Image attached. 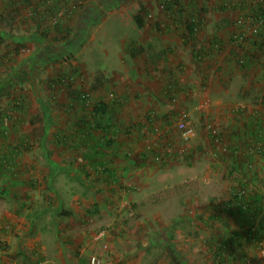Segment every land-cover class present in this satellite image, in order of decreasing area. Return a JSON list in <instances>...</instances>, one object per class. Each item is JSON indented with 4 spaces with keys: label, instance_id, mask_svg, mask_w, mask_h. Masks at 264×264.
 Instances as JSON below:
<instances>
[{
    "label": "rangeland",
    "instance_id": "374dc122",
    "mask_svg": "<svg viewBox=\"0 0 264 264\" xmlns=\"http://www.w3.org/2000/svg\"><path fill=\"white\" fill-rule=\"evenodd\" d=\"M63 1L43 4L39 0L27 5L24 0H16L13 13L7 0H0V130L7 129L6 135L0 131V155L5 144L22 145L18 169L0 164V240L9 244L8 252L0 254V264H86L90 254L100 256L104 264H216L214 244L228 233L241 230L242 220L233 214L231 203L228 207L232 192L242 188L246 196L257 192L264 203V170L244 158L242 166L232 171L227 164H218L222 158L213 160L212 152L192 147L193 141H200L199 130L208 132L204 121L214 123L218 117L211 111L214 105L194 113L208 94L200 87L192 92L189 85H202L193 63L203 60L206 50L213 49L217 57L228 54L239 66L241 46L252 44L245 37L249 27L257 24L258 35L262 34L258 42H264V17L261 23L250 20L257 18L251 9L261 0H168L172 2L171 11L165 9L167 0ZM7 14L11 17L6 18ZM135 16L142 18L141 28ZM190 21L192 36L188 35ZM55 22L60 23L59 30L43 37L40 31ZM214 32L218 38L228 33L223 47L212 41L216 39L211 34ZM239 35L244 40L235 44ZM167 65L175 75H185L188 83L193 81L180 82V91L186 93L182 100L177 95L169 100L161 92L162 82L174 88ZM213 70L214 74L220 72ZM256 75L233 74L232 85H220L223 95L233 96L225 102L236 104L237 109L245 103H260L263 113L264 79L258 81ZM219 76L214 79L220 82ZM250 76L253 88L246 91L249 86L245 81ZM96 80L102 85H95ZM77 92L87 95L83 108L76 99ZM107 94L117 95L112 97L116 99L119 94L134 96L135 105L120 114V119H131L139 109L140 115L147 113L140 121L151 117L154 126L160 128L165 121L158 122L156 115L171 103L172 115L187 113L196 133L193 141L186 142L177 131L179 152L150 166L152 181L138 179L133 189L120 185L116 194H111V186H115L112 182L85 176L78 160L83 120L104 127L91 131L94 137L105 134V124L91 114L106 103ZM21 100L23 114L14 110ZM219 128L226 147L228 141L237 140L232 131L228 136L231 123L220 122ZM171 131V147L175 150ZM218 134L215 138L219 140ZM64 139L69 143L66 151L60 147ZM223 148L222 156L232 154L228 149L223 152ZM233 154L239 161L241 154L244 157L240 146L234 147ZM252 154L257 157L253 160L260 159L264 148ZM54 155L57 160L52 159ZM211 162L217 163L216 167ZM212 169L215 172L209 173ZM12 173L19 176L14 179ZM111 198L108 207L103 201ZM95 202L103 204L100 210ZM102 230L106 232V249L102 242L90 240ZM247 258L249 264H264V239L258 246H248Z\"/></svg>",
    "mask_w": 264,
    "mask_h": 264
},
{
    "label": "crops",
    "instance_id": "0c3cea01",
    "mask_svg": "<svg viewBox=\"0 0 264 264\" xmlns=\"http://www.w3.org/2000/svg\"><path fill=\"white\" fill-rule=\"evenodd\" d=\"M66 2V1H65ZM240 28H242V26H240ZM218 32V31H216ZM216 32L211 33L212 35L215 36L216 39H212V41H217V45L220 47H223L225 44V41L227 40L226 37H228V33H223L221 34L222 37L218 38L216 36ZM221 32H224V29H222ZM220 33V32H219ZM248 37V42H252L251 45L249 44H243V46H241L240 50H242V54L241 56H244L248 59V57H250L251 54L254 53L255 56L258 57L255 58L256 61H247V64L244 66H235L234 64V59H232L231 57H229V55L227 54L226 56H222V57H217V52L214 51L213 49H208L206 50L205 56L203 57L204 59H200L199 61L193 63L194 65V69L197 73V75L200 77L199 81L201 79H203L202 81V85L200 86H195L193 84L189 85L191 87L192 92L193 89L195 88L197 90V88H201L204 89L207 94L208 97L202 99V101L200 102L201 104L199 106H196L194 108V110L196 112H194L195 114H197V109L199 110L202 106L204 108H208L210 105H214L216 107H212L211 111L214 112L215 115H217L218 118L215 117V121L214 123H212V131L209 132L208 136V132H203V130H199V139L200 141H193L192 147L195 150H200L201 148H203V150L205 152L211 153L213 155V160H216L218 158H222L221 162H218V164L221 166L222 164H227L229 166V168L233 170L238 169L239 167L242 166V162L246 159V162H248V160H250L251 162H253V164L264 170V160H262L261 158L264 156H262L260 159L258 160H253L255 157L252 153L255 151L260 152L263 148H264V132H263V126H264V117H262L264 115V112L262 113L258 107L261 106L263 107V105H261L260 103L254 106L249 105V103H245L247 105H244L243 107H240V109H237V105L233 104L232 102L228 103L225 102V99L227 98H233V96H225L223 95L224 92L219 91L220 89V85H227L228 82H230V84L232 85L235 80V76H232L233 74H240L243 75L244 77L249 76L250 74L252 75H256L255 78L258 81H261V79H264V42L261 41L262 43L256 42V44L254 43L255 38L252 37L249 32L246 36V38ZM252 38V39H251ZM261 39V38H260ZM220 40V41H219ZM211 41V42H212ZM246 42V40H245ZM236 44V43H235ZM249 45V46H247ZM219 47V48H220ZM258 49V50H257ZM224 55V54H223ZM204 61V62H203ZM258 64V65H256ZM256 65V67H255ZM166 68L168 69V65L166 66ZM204 68H207L208 70H205ZM220 69V79L221 81H217L214 78L217 77V75L219 74L218 72L214 74V70L213 69ZM254 68H256L254 70ZM259 68V69H258ZM258 69V70H257ZM170 71V72H169ZM175 70H173L172 68H169L167 70L168 73H170L173 81H174V88L173 90L169 89V87L171 85L166 86L167 83L164 84V82H162L163 84L161 85V92H163L164 95H167L169 100H174V95H177L179 100H182L183 97L186 96L185 92H181L180 91V82L183 83H193L192 80H190V82L188 83L187 78H180V74L176 73L175 75ZM187 77V75H186ZM250 79V81H249ZM252 76H250L246 81H245V85L249 86L246 87V91L248 89L253 88L252 86ZM242 82V81H241ZM261 83L264 85V81H261ZM243 84V82H242ZM197 85V84H196ZM171 91H175V93L171 94ZM262 92V98L264 99V86L261 89ZM244 93V91L242 92V94ZM144 94V93H142ZM163 94H161L162 97ZM245 94V93H244ZM150 95V94H148ZM106 97V103H104L105 107H104V112L103 113H92L91 116L93 118H95V120L98 121H102L103 125L108 129V136L104 135L105 137L101 139H98L99 137H94V138H89L87 136V129L83 128L81 129V134L80 136V141H81V148H83V146H86V149H90V151H92V147L90 146L91 144H93V140H96V143L100 144L103 147H105V150L103 151V153L99 154L97 159H92L90 158L91 155L89 156H83L81 155L80 158H78V160L81 161V165L83 168V174L85 176H90V179H96V177H98V179L103 180L106 176L109 175L111 181L115 186L113 188V186H111L112 188L110 190L111 194H116L117 189H119V186H132L130 188L133 189V185H137L135 184L136 181L138 179L141 180H150L152 181V178H154V172L150 171L151 168L150 166H154V165H158L159 163L154 159L157 155V148L154 145L155 143H157V137H155V126L153 123V121H151V117H147L145 122L140 121L142 119V117L147 114L146 112H144L142 115H140L139 113L141 111H139V109L135 111L134 115L132 116V120L131 119H120V114H125L128 112V110L135 105V102L133 101L134 96L131 95H123V94H119L118 98H112L113 96H117V95H105ZM155 96L160 97V95L158 93H156ZM215 98H214V97ZM104 98V99H105ZM171 98V99H170ZM103 99V100H104ZM244 99V97H243ZM198 100V99H197ZM245 100V99H244ZM213 102V103H212ZM171 104V103H170ZM228 105V106H227ZM139 107V105H137ZM246 107L247 110L242 109ZM183 108V107H182ZM135 109V108H134ZM138 111V112H137ZM261 112V114H260ZM138 114V115H137ZM213 114V115H214ZM146 116V115H145ZM127 117H129V115H127ZM136 117H138V119H136ZM233 118H238V122H236L235 120H232ZM133 119L135 121H133ZM88 120V119H87ZM196 120V119H195ZM194 120V121H195ZM162 120H158V122H161ZM226 122V124H230L231 123V127L232 130L230 128V130H228V136L230 134V132L232 131V134L238 136L237 140L231 142L228 141L227 142V147L224 144L223 138L218 134V131L220 130L219 128V124L220 122ZM196 122V121H195ZM94 123V121H93ZM93 123H89L91 124L90 126H92ZM96 123V122H95ZM196 124V123H195ZM99 125V122H98ZM84 126H86V124H84ZM229 126V125H228ZM155 127V128H154ZM106 132V129L104 130ZM92 133V132H91ZM225 133V132H224ZM245 133V134H244ZM112 134L114 135V137H110V144H108L106 141L108 140L107 138H109V135ZM172 137L174 138V143H175V150H171V153H168L167 151H165L164 153L166 155L164 156H160L161 158L164 157L163 161L170 159L171 157L174 156V154L176 152H179L177 149L179 148V143H178V138H179V134L175 129H172L171 131ZM216 134H218V137L221 139V141L223 142L222 144H220V139L218 140V138H215ZM224 136H227V132L224 134ZM96 138V139H95ZM105 138V139H104ZM148 138H152L151 139V143H152V150L150 151H146L145 150V145L147 142ZM104 139V140H103ZM67 140L64 139L61 141L60 147L64 149V151L67 150L69 143L66 142ZM77 143V142H75ZM108 144V145H107ZM220 145V146H219ZM221 146L226 147V149L229 150L230 153H232L230 156H222L221 152ZM240 146L241 152L244 153V157L241 154V161H239L238 159H236L233 155V151H234V147H238ZM263 146V147H262ZM262 148V149H261ZM5 149H9V146L7 144H5L4 146H2V154L0 156V158L2 160L7 159L8 155L6 154V150ZM131 151L132 152V156L127 158L126 157V152ZM70 153H72V151H70ZM107 153V155H106ZM168 153V154H167ZM246 153H248V155H245ZM171 154V155H170ZM173 154V155H172ZM155 156V157H154ZM20 156H16V161L19 160ZM93 157V156H91ZM245 158V159H244ZM52 159L57 160L58 157H56V155H54V157H52ZM54 160V161H55ZM164 161V162H165ZM56 162V161H55ZM53 161H51L50 164L53 165V163H55ZM212 166L216 167L217 163H213L211 162ZM167 165V164H165ZM226 165V166H227ZM149 166V167H148ZM103 167H105V169L103 170ZM249 168V166H247ZM152 168H156V167H152ZM227 168V167H226ZM16 169H18V166L16 167ZM107 170V171H106ZM215 172V170H208V172ZM21 174V173H20ZM139 174V175H138ZM19 176V174L17 173H12V177L15 179V177ZM209 174H207L205 176V178H208ZM20 178V177H18ZM109 179V180H110ZM38 181H36V186L38 184V182H40L39 178L37 179ZM31 183L33 184L34 182L31 181ZM112 196V195H111ZM110 200L111 199H105L103 202L105 204L108 205V207H110ZM97 205L98 210H100V206L101 202H95ZM73 209H75V207H71ZM76 210V209H75ZM15 227V226H14ZM13 227L10 226L9 230H12ZM9 232V231H7ZM8 234V233H7ZM92 238V236H91Z\"/></svg>",
    "mask_w": 264,
    "mask_h": 264
},
{
    "label": "trees",
    "instance_id": "16d2710c",
    "mask_svg": "<svg viewBox=\"0 0 264 264\" xmlns=\"http://www.w3.org/2000/svg\"><path fill=\"white\" fill-rule=\"evenodd\" d=\"M102 2H104V0H101ZM24 2L27 3V5L30 4V0H24ZM261 2V3H260ZM259 3H257L254 8L251 9V13H254V15H259L261 17H264V1H260ZM67 3L65 2V0L63 1V4ZM43 4H45V0H43ZM7 6L11 7V11L13 13H16V10L14 12V8L13 6L17 5L16 0H7L6 3ZM172 2L170 1H166L165 2V9L167 11H171L172 9ZM52 8V5L48 6V11ZM47 12V11H45ZM10 13V12H9ZM31 14H34V9H31ZM47 14V13H46ZM34 16V15H33ZM11 17V15L7 14L6 18ZM191 20L193 21L194 18H191ZM251 21H253L252 18H250ZM135 21L138 25V27H142L143 26V20L142 18H140L139 16H135ZM192 21H190L189 25H188V35L192 36L194 33V27L192 24ZM60 23L55 22L53 24L52 27L50 28H45L44 30L40 31V34L43 37H46L51 30H53L54 32H57L60 28ZM241 36V35H240ZM258 36H260L258 38ZM257 36V40L254 42L256 44V42H258V39L261 38V35ZM65 39V37L63 38ZM62 39V40H63ZM1 40V39H0ZM259 44V42H258ZM244 55V54H243ZM257 58L256 56L251 55L250 57H248V59L244 56H241V58L239 59V63L241 64L240 66H244L247 64V61H249L250 59H255ZM241 61V62H240ZM95 85L98 84V86H101L102 83L100 81H95L94 83ZM76 99L77 101H79V103L81 104V107L83 108V106L86 105L87 102V95L77 92L76 93ZM171 99V98H170ZM17 106L14 108V110L19 113V114H23V109H24V105L22 100L19 101L18 103H16ZM104 104H100L99 106H97L96 108H94L92 110L93 113H103L104 111ZM173 107L167 103L156 115L158 118H160L159 120H166L169 116V113L172 111ZM84 124H86V126H84ZM91 124H89L88 121H82V125L80 130L83 128L87 129V136L89 138H94V134L91 133V131H93L94 129H102L104 127L101 128V125H98L96 123H93L92 126H90ZM7 129L5 128H1V132L6 135L7 134ZM108 129L106 128V132H104L106 136H108ZM105 137H99L98 139H101ZM110 137H114V135L110 134L109 138H107L108 140L106 141L108 144H110ZM96 139V138H95ZM105 139V138H104ZM103 139V140H104ZM97 141L93 140V144ZM22 143V142H21ZM23 144V143H22ZM93 144H91L90 146H93ZM107 144V145H108ZM24 147V146H23ZM22 148V145H20V147H13V146H9V149H5L6 150V154L8 155L7 159L2 160L0 158V164L2 166H6L7 169H14L18 164L16 161V156H20V149ZM26 148V147H24ZM105 147L102 148V146L100 144L98 145H94L92 147V151H90V149H86V146H83V148H80L81 151V155L83 156H93L90 158L92 159H97L99 158L98 155L102 153L103 149ZM1 156V155H0ZM127 157V156H126ZM129 158V157H127ZM105 169V167H103V170ZM107 171V170H106ZM108 176H106L103 181H105L107 183V181H111V179ZM95 181H98V177H96V179L94 178ZM243 187L246 188L245 185H242ZM242 194H238L237 192H232L230 201L228 203V207H230V203L231 206L233 207V214H235L238 218H240L242 220V224H241V230L240 231H233L231 233H228L226 236H224L219 242H216L213 246V258L215 260L216 264H222L223 262H228L230 264H232L231 262H238L239 264H246V260L247 258V248L248 246H258L259 244H261L262 239H264V203H263V199L261 194H258L257 192H254L252 194H248V196H246V191L244 188H242ZM8 230V229H7ZM106 239V237L104 238ZM102 239V243L105 244V242H103ZM101 243V242H98ZM96 244V243H95ZM9 250V244L5 241H1L0 240V254L3 253H7ZM87 264V263H86Z\"/></svg>",
    "mask_w": 264,
    "mask_h": 264
},
{
    "label": "built area",
    "instance_id": "2783aa9c",
    "mask_svg": "<svg viewBox=\"0 0 264 264\" xmlns=\"http://www.w3.org/2000/svg\"><path fill=\"white\" fill-rule=\"evenodd\" d=\"M39 0H30L31 3L34 2H38ZM46 2L51 1V0H45ZM50 4V3H49ZM60 15V13H59ZM261 16H257L256 19H253L252 22H257V23H261L262 21ZM239 23V21H238ZM253 25V24H251ZM259 30L260 28H258V25L255 24V26L253 27H249V34L255 38V40L257 39V36L259 34ZM246 37V36H245ZM244 40V36L242 37V35H239V38L237 37L236 41H234V43H239L241 41ZM251 61H256V59H250ZM241 62V61H240ZM203 107V106H202ZM261 108V106L258 107V109ZM155 128V127H154ZM204 128L208 131L211 132L212 131V123L208 122V121H204ZM175 129L176 131L179 132L180 137H181V133L182 131H188L189 129H194V125L193 122L191 121V119L189 118V115L185 112H176L174 113V115H172V113H169L168 118L165 120V125L160 127V128H155V137H157V143H155L154 145L157 148V152L158 155L154 158L158 163L164 162L163 159L164 157H160V156H164L166 155L164 152L167 151L168 153H171L170 151L172 150V141L170 139V130ZM195 130V129H194ZM189 135H191V132L189 133ZM151 139L152 138H148L146 145H145V150L146 151H150L152 150V143H151ZM226 149L225 147L223 148V152H225ZM167 153V154H168ZM127 157H131L132 156V152L128 151L125 153ZM171 155V154H170ZM171 159V158H170ZM169 160V159H168ZM167 161V160H166ZM239 195L242 194V191L237 192ZM5 229H8L9 226L5 225L4 227ZM106 237V232L105 231H99L97 233H95L94 235H92V238H90V240L93 243H98V242H102L101 240L104 239ZM102 248L106 249L107 245H105L104 243H101ZM87 264H104V261L102 260V258L96 254H90L87 257ZM246 264H249V259L246 260Z\"/></svg>",
    "mask_w": 264,
    "mask_h": 264
},
{
    "label": "clouds",
    "instance_id": "9594fccd",
    "mask_svg": "<svg viewBox=\"0 0 264 264\" xmlns=\"http://www.w3.org/2000/svg\"><path fill=\"white\" fill-rule=\"evenodd\" d=\"M190 132H191V135H189ZM195 136H196V133H195L194 129H189L188 131H182V133H181V139L186 141V142L193 141L195 139ZM9 228H10V226H9ZM9 228H8V230H9Z\"/></svg>",
    "mask_w": 264,
    "mask_h": 264
}]
</instances>
